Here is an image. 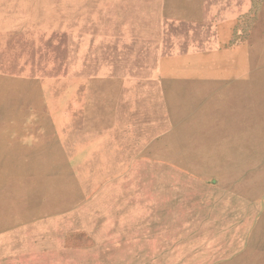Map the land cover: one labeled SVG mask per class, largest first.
I'll use <instances>...</instances> for the list:
<instances>
[{
    "label": "rangeland",
    "instance_id": "1",
    "mask_svg": "<svg viewBox=\"0 0 264 264\" xmlns=\"http://www.w3.org/2000/svg\"><path fill=\"white\" fill-rule=\"evenodd\" d=\"M0 264H264V0H0Z\"/></svg>",
    "mask_w": 264,
    "mask_h": 264
}]
</instances>
